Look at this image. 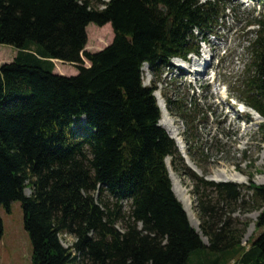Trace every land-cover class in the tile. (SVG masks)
<instances>
[{
  "label": "trees",
  "instance_id": "16d2710c",
  "mask_svg": "<svg viewBox=\"0 0 264 264\" xmlns=\"http://www.w3.org/2000/svg\"><path fill=\"white\" fill-rule=\"evenodd\" d=\"M226 8V0H0V44L17 49L0 64V208L20 202L31 264H228L232 256V264H264V184L252 175L248 185L206 179L208 149L223 143L204 136L200 103L167 100L203 175L191 169L159 124L154 82L142 79L144 63L159 74L172 58L198 53ZM89 23L113 31L95 52L84 50ZM246 25L254 28L239 99L262 117L264 131V20L252 16ZM54 59L77 73L54 72ZM167 156L192 181L202 234L172 189ZM247 191L262 230L246 248L243 230L225 215ZM62 234L73 237L70 245Z\"/></svg>",
  "mask_w": 264,
  "mask_h": 264
},
{
  "label": "rangeland",
  "instance_id": "374dc122",
  "mask_svg": "<svg viewBox=\"0 0 264 264\" xmlns=\"http://www.w3.org/2000/svg\"><path fill=\"white\" fill-rule=\"evenodd\" d=\"M226 4L224 18H221L219 25L207 36V40L200 43L197 56L186 57L189 60L188 63L180 62L176 58L172 59L161 73L154 74L149 71V77L142 69L143 84L151 85L154 82L156 87L154 95L158 90L157 92H160L164 99L165 106L167 100L181 101V103L196 102L200 103L201 109L207 112L209 120L204 136L216 135L223 144L219 152L208 149V152L212 154L207 162L202 163L205 165L202 168L206 169V175L221 179H231L237 175L245 178L244 182L234 181L241 185H248L250 175H252L251 180L255 184H264V131L260 128L263 119L255 113L256 111H252L242 103L238 90L241 88L247 62L246 39L252 36L249 31L254 28L247 26L246 22L252 16L264 20V0H226ZM97 5L103 6L101 3ZM86 34L87 41L84 50L89 52L104 48L113 38L110 23L103 26L89 23L86 26ZM97 37L104 38L105 42L97 44ZM14 55L13 46L0 44V63L11 61ZM204 60L207 62L206 70L203 69L198 74L194 73L197 67L203 65ZM53 61L56 73L63 75L77 73V67L73 63L62 62L58 59ZM84 65L88 66L89 62L84 60ZM160 112L161 121L166 116L174 126L179 127V133L183 138L185 126L182 119L177 114H172V109L161 110L160 108ZM84 122L85 118L82 117L81 123L84 124ZM165 163L170 165V157L167 156ZM202 168L199 167L201 172ZM174 173L181 190L190 198V209L195 219L200 222L196 201L191 193L192 181ZM241 190L245 192V189ZM25 193L30 194V189L26 188ZM245 194L244 202L234 206L232 210L229 209L225 218L236 229L243 230L240 241L247 248L250 241L262 229H255V221L260 211L259 203L251 200L250 191ZM0 215L3 221V235L0 238V264H31L32 245L23 228L20 202L12 201L9 211L0 208ZM190 221L193 224L191 218ZM192 226L196 230L198 228L197 231L201 233L199 227L194 224ZM60 238L64 246L70 245L73 240V237L68 234H62ZM202 240L208 244L204 235ZM194 259L196 260L195 252L190 255L188 263ZM234 259L235 256H232L228 264H232Z\"/></svg>",
  "mask_w": 264,
  "mask_h": 264
},
{
  "label": "bare ground",
  "instance_id": "6f19581e",
  "mask_svg": "<svg viewBox=\"0 0 264 264\" xmlns=\"http://www.w3.org/2000/svg\"><path fill=\"white\" fill-rule=\"evenodd\" d=\"M176 59L177 60H180V62H183L184 63V61H182L181 59H179V58H176ZM146 65L144 67V71H145V74L149 77V75H150L149 74V69H148V65L147 66ZM202 66H204L203 69L206 70L207 62L205 60H204V64ZM156 92H155V95L157 97L158 104H159L161 110H165L166 109V106H165L164 99H163L162 95L160 94V92H157V93ZM252 111H254V110L252 109ZM255 113L258 115L257 112H255ZM160 124L164 128H166L168 130L169 134L171 135V137L176 140V143H177V145L179 147L180 152H182V153H184V154L187 155V153H186V144H185L184 139L182 138L181 134L179 133V129H178L179 127L174 126L171 123V121L166 116H164V119L161 121ZM167 161H168V159H167ZM169 170H170V176H171V179H172V182H173V189H174L176 195L178 196L179 200H181L183 202L184 206L186 207L185 209H186L187 213H189L188 216H190L193 224L196 227H199V225H198L199 222H197V220L194 217V214H193L192 209H190V207H191L190 198L187 197L185 195V193L181 190L179 184L176 181L175 173L172 171L171 167H169ZM231 179H233L234 181L236 180L238 182H244L245 181V178H240L237 175H234L233 177H231ZM197 230H198V228H197Z\"/></svg>",
  "mask_w": 264,
  "mask_h": 264
},
{
  "label": "water",
  "instance_id": "95a60500",
  "mask_svg": "<svg viewBox=\"0 0 264 264\" xmlns=\"http://www.w3.org/2000/svg\"><path fill=\"white\" fill-rule=\"evenodd\" d=\"M161 9L162 10H165V7L164 6H161ZM170 28H171V21H170V19H168V24H167V29H168V31L170 30ZM146 64V63H145ZM177 145V144H176ZM178 150H179V148H178ZM180 151V150H179ZM181 154H182V156L184 157V159H185V163L191 168V169H193L195 172H197L199 175H202V172H201V170L199 169V168H197V166L189 159V157L186 155V154H184V153H182V152H180ZM169 157V156H168ZM167 158V157H166ZM166 158H165V162H166ZM167 165V164H166ZM169 167L170 166H168L167 165V168H168V171H169ZM169 176H170V171H169ZM205 178L206 179H210V180H214V181H222V182H226V181H234V180H230V179H221L220 177H217V178H215L214 176H212V175H205ZM219 178V179H218ZM173 188V187H172ZM184 210L186 211V209L184 208ZM186 213H187V211H186ZM187 216H188V214H187ZM189 218V217H188ZM195 228V227H194ZM196 229V228H195Z\"/></svg>",
  "mask_w": 264,
  "mask_h": 264
},
{
  "label": "crops",
  "instance_id": "0c3cea01",
  "mask_svg": "<svg viewBox=\"0 0 264 264\" xmlns=\"http://www.w3.org/2000/svg\"><path fill=\"white\" fill-rule=\"evenodd\" d=\"M15 48V47H14ZM16 52H17V49L15 48V54H16ZM15 56V55H14ZM1 64V63H0Z\"/></svg>",
  "mask_w": 264,
  "mask_h": 264
}]
</instances>
